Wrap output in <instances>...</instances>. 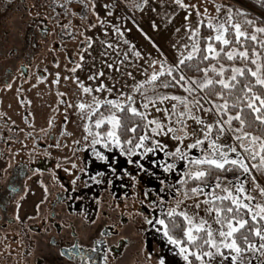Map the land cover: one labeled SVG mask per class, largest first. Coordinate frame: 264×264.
I'll return each mask as SVG.
<instances>
[{"label":"snow or ice","instance_id":"obj_1","mask_svg":"<svg viewBox=\"0 0 264 264\" xmlns=\"http://www.w3.org/2000/svg\"><path fill=\"white\" fill-rule=\"evenodd\" d=\"M258 2L264 7V0ZM72 3L73 0H65L61 7ZM78 3L84 10L91 7L96 17L87 28L99 25L104 35L103 39H94L96 33H81L82 49L69 58L71 68L64 66L71 74L64 80L72 79L83 97L76 104L83 122V148H90L101 161H108L109 155L96 145H102L109 154L118 149V154L128 157L127 162L135 163L141 171L150 169L133 157H145L159 150L165 157L158 161L163 172L179 171V179L160 187L148 205L158 214L145 216L144 220L162 234L168 245L174 246L182 264H251L249 253H259L257 264H264V259H260L264 257V16L250 19L243 7L222 2L215 4L217 14L211 15L207 9L201 13L195 4L185 0H171L176 10L165 11L163 16L170 22L179 10L186 12L184 22L174 28V33H180L181 28L186 30L181 36L184 42L171 45V58L151 59L148 53V67L142 69L144 78L137 80L132 72H120L129 52L123 51L119 42L108 39L106 25L131 46L136 58L142 56L135 45L124 39V32L131 30H122L108 19L117 5L101 2L98 6L97 0ZM148 4L149 0H142L133 7L142 9ZM163 4L161 0V7ZM98 9L107 15L101 17ZM193 11L194 22L190 20ZM133 24L154 47H159L135 20ZM150 24L153 30H159L155 20ZM93 45L99 49L97 55L92 54ZM121 53L123 60L119 59ZM77 70L84 73L85 79L76 75ZM113 72L130 77L133 82H125L118 89ZM53 75L52 82L59 84L61 73ZM6 87L11 88L12 84L7 83ZM73 143L79 145L80 141ZM63 160L71 163V168L63 170L72 176L70 183L75 191L87 164L78 167L67 156ZM56 167L61 168L62 164L57 162ZM42 171L36 168L34 173ZM156 178L165 185L167 177ZM83 183L87 187V181ZM10 191L14 193L17 188L13 186ZM44 191H48L47 186ZM165 193L172 200H165ZM181 194L183 199L179 198ZM148 195L145 191L144 196ZM104 243L93 239L85 247L76 242L61 250V255L66 252L77 264H108L112 249L98 247ZM158 264H167L166 258L160 256Z\"/></svg>","mask_w":264,"mask_h":264},{"label":"rangeland","instance_id":"obj_2","mask_svg":"<svg viewBox=\"0 0 264 264\" xmlns=\"http://www.w3.org/2000/svg\"><path fill=\"white\" fill-rule=\"evenodd\" d=\"M85 2L90 4V0H85ZM101 2L117 5L112 16H109L108 19L112 23L118 24L122 30L130 29V32H124V39L130 41L131 45H135L136 50L142 53L141 57L136 58L131 46L125 45L124 40L117 38V34L110 25H106L109 29L108 39L114 43L119 42L121 49L129 52L128 58L120 66V72H132L137 80L143 79L142 69L148 67L150 59L148 53H151V59H161L164 56L171 58L174 54L171 45L177 41L184 42L181 40V36L186 30L181 28L180 33H174V28L180 27L184 22L183 18L186 12L179 10L178 15L172 17L170 22L163 16L165 11L176 10L175 6L171 4V0H164L163 7H161V0H149V4L142 9L133 7L135 4L142 3V0H97L98 6ZM185 2L195 4L201 13L207 9L211 15L217 14L215 4L221 2L233 7L242 6L250 9L249 6L237 0H185ZM64 4L65 0H17L11 5V12L7 14L2 13V8H0V47L10 48L11 45V62H13L12 59L25 55L24 59L18 60V67L15 68L11 78L12 87H0V183L6 184L9 172L15 165L22 163L30 165L31 162L39 158H51L55 154V150L48 144L59 143L62 145V147L60 146L62 150L58 151V159L63 160V157H70L76 161L78 167H83L86 163L87 170L80 174L81 179L75 186V190L78 191L74 198L77 213L74 215L68 213L67 202H64L57 206L55 219L60 217L59 219L63 223H68L71 220L81 226L85 221L95 219V222L98 223L99 220L108 217L109 221L115 222L117 226L131 227V238L137 239L139 242L140 246L132 253L128 264H158L160 256L166 258L167 264H182L180 258L175 255L174 246L168 245L162 234L157 233L144 220L145 216L150 218L151 215H154V213L148 214L145 210L154 197L150 187L144 182L143 175L147 172L155 173L154 176H160L162 179L167 177L164 187L169 182L173 183V179L170 178L173 173H164L163 169L159 167L158 161L165 158L163 153L157 150L155 153H148L145 157L139 154L133 157L134 160L139 159L145 169H150V171H141L135 163L125 166L128 163V157L118 154V149H112L109 154V150L104 149L102 145H96L98 149L109 155L108 161H101L96 159L90 148H83L85 143L83 122L76 109L78 99L83 97L72 79L64 80V76L71 75L64 66L67 64L71 68L73 65L69 62V58L82 49L83 35L81 33L84 35L96 33L94 39H103L104 35L99 25L95 29L87 28L88 24L95 23L96 20L91 7L87 10L82 9L78 0H73L72 4L61 7ZM152 8H155L156 12H153ZM66 11L67 14H65ZM73 12L77 15H72ZM99 12L101 17L107 15L103 10H99ZM81 16H84L85 19L82 20ZM117 16L121 19L117 20ZM133 20L152 37L155 44L159 46L158 48L149 42L133 24ZM152 20L160 25L159 30L151 28L150 21ZM190 20L193 22L196 20L194 11ZM165 24L167 27H164ZM65 25H67L66 28ZM47 26L48 30L42 33L40 28L46 29ZM30 27L32 36L29 42L27 32ZM10 32L11 44L7 42ZM16 47L17 51L14 50ZM93 48L95 50L92 54L97 55L98 47L93 45ZM108 59L111 60V57ZM119 59H124L122 53ZM57 61L59 67H57ZM21 63L28 65V75L26 76L20 70ZM97 64L99 65V59ZM45 69L47 71H44ZM57 71L61 73L59 84L52 82L54 80L53 73ZM150 72L151 68H149ZM76 75L85 79L84 73L79 70ZM113 75L118 81L116 83L118 89L125 82L128 84L133 82L130 77L121 76L115 72ZM41 77H46V79H41ZM85 83L89 82L85 80ZM105 83L110 82L105 81ZM58 93H65V95L61 96ZM21 95L24 96V99ZM69 104L72 107H69ZM54 126L64 127L63 138H57L60 133L56 136ZM67 132H72L73 135L68 136ZM52 133H55L53 142L50 140ZM73 140H79L80 144H74ZM165 142H168L166 138ZM78 148L80 151H77ZM73 152H76V156H73ZM152 160H156L157 163H151ZM63 162L66 165L62 168V173L70 182L72 176L63 169L71 168V163L64 160ZM119 165L124 166L121 174L118 173ZM5 168H7V172L4 171ZM97 173H103V175H97ZM53 174H55V179ZM179 174L178 171L177 175L179 176ZM115 175L127 179V189L123 190L118 198H115L110 192L112 185L110 180ZM257 176L260 179L258 174ZM91 177H95V179H90ZM84 181H87V187L84 186ZM25 182L24 190L11 201V209L6 214L8 217L11 216V225L7 223V218L4 226H34L36 224L50 226L53 223L50 214V200L52 201L56 192L65 189L61 188L63 183L59 180L56 167L47 174L31 172ZM45 186H47V192L44 191ZM145 191L149 193L147 197L144 196ZM179 198L183 199L182 194ZM165 200H172V196L168 195ZM152 212L154 211L152 210ZM2 245H4L3 240L0 243V254H3ZM248 255L252 257L251 264L257 263L259 253L254 256L251 253ZM260 259H264V257Z\"/></svg>","mask_w":264,"mask_h":264},{"label":"flooded vegetation","instance_id":"obj_3","mask_svg":"<svg viewBox=\"0 0 264 264\" xmlns=\"http://www.w3.org/2000/svg\"><path fill=\"white\" fill-rule=\"evenodd\" d=\"M16 1L0 0L2 13L7 14L11 12V5ZM47 30L48 26L46 29L44 27L40 28L42 33ZM31 32L32 28L30 27L27 32L29 42L32 36ZM8 36L10 37L7 39V42L11 44V32ZM1 45L3 46L4 43L2 42ZM14 50L17 51V47ZM24 58L25 55H22L21 58L18 56V58L12 59L13 62H11V45L10 48H6V46L0 47V87L11 83L15 68L18 67V60L21 61ZM20 70L25 76L28 75L27 64L21 63ZM21 97L24 99L23 95ZM50 127L52 128L53 125ZM54 127L56 129V136L60 133V136H57V138H63L64 136L61 133H64V127ZM54 136L55 133L50 134L51 142H53ZM48 146L55 150V154L51 158H39L31 162L30 165L27 163L15 165L12 171L10 170L9 172L6 184L0 183V243L2 240L4 241V245H2L3 254H0V264H77V262L69 258L66 252L64 255H61V250L67 249L76 242L89 247L93 239L105 241L104 244L98 247H102L105 250L111 247L112 251L108 252V264H128L132 258V253L140 246L137 239L131 238V227L117 226L115 222H110L108 217L99 220L98 223L95 222V219L88 222L85 221L81 226L78 223H73L71 220L68 223H63L59 219L60 217L55 219L57 216V206L64 202H67L68 213L71 215L77 213L78 210L75 206L74 198L78 194V191H73V186H71L68 178L62 173V168L66 165H64L62 159H58V151L62 150V145L59 144V147H57V144L49 143ZM58 161L62 164L61 168L56 167ZM54 167H56V173L59 176V180L64 184L65 189L56 192L52 201L50 200V214L53 223L50 226H44V224L42 226H38V224L34 226H4L7 218V223L11 225V216L8 217L6 214L11 209V201L24 190L25 181L28 179L29 174L34 172L36 168L42 169V172L47 174ZM115 178L116 176L111 177L110 182H112V185L110 192L115 198H118L121 196L122 191L127 189V182L122 186L120 194L116 195L113 184ZM13 186L17 188V191L14 193L10 191ZM148 214L150 213L148 212ZM97 258L99 259V257Z\"/></svg>","mask_w":264,"mask_h":264},{"label":"trees","instance_id":"obj_4","mask_svg":"<svg viewBox=\"0 0 264 264\" xmlns=\"http://www.w3.org/2000/svg\"><path fill=\"white\" fill-rule=\"evenodd\" d=\"M238 2L246 5V6H249L250 9L248 7H243L244 9H246L248 12H249V18H255V17H261V16H264V7L261 6V4L258 2V0H237ZM236 7V6H235ZM237 7H242V6H237ZM256 11V12H255ZM259 23V21H258ZM207 34V33H205ZM165 159V158H164ZM169 162H170V158H169ZM130 164L126 163L125 166H128ZM124 166H121L119 165V169L120 170L118 173L121 174V172L123 171V168ZM178 174V171L176 172H173V175L170 177L173 179V183H175L178 179H179V176L177 175ZM116 176V175H115ZM157 176H154L150 173H145L143 175V180L144 182L150 187L151 189V193L153 194V197L156 198L158 193H159V188L160 187H164V185H160V182L159 180L156 178ZM127 182V180L125 179V177H121V176H116L115 180L113 181V184H114V193L116 195H119L121 190H122V186ZM165 196V199H167L168 197V194H164ZM153 198V199H154ZM145 209L150 213L152 214L153 212L150 211L147 207H145ZM155 214V212H154ZM158 214V213H156ZM252 264H257V263H252Z\"/></svg>","mask_w":264,"mask_h":264}]
</instances>
